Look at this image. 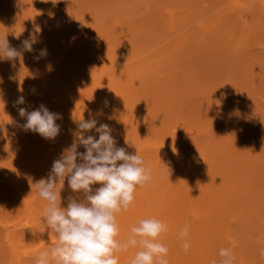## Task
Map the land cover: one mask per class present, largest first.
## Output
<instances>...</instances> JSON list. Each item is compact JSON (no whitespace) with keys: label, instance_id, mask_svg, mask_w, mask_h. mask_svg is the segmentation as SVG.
I'll return each mask as SVG.
<instances>
[{"label":"rangeland","instance_id":"obj_1","mask_svg":"<svg viewBox=\"0 0 264 264\" xmlns=\"http://www.w3.org/2000/svg\"><path fill=\"white\" fill-rule=\"evenodd\" d=\"M3 37L22 58L0 59V264L55 244L34 183L90 113L151 169L116 214L119 241L154 217L169 264H220L222 248L264 264V0H0ZM40 104L62 116L53 141L19 126L18 108Z\"/></svg>","mask_w":264,"mask_h":264},{"label":"clouds","instance_id":"obj_2","mask_svg":"<svg viewBox=\"0 0 264 264\" xmlns=\"http://www.w3.org/2000/svg\"><path fill=\"white\" fill-rule=\"evenodd\" d=\"M34 43L30 35L22 41L23 49L33 51ZM46 55V49H42L37 59ZM17 58H22V52L12 47L6 37L0 38V59ZM15 103L24 104V96H19ZM18 113L25 121L19 126L26 132L50 141L61 132L56 123L62 119L61 114L50 111L44 104L31 111L19 107ZM74 124L75 128L70 130L72 142L52 161L47 176L34 183L38 196L47 201L42 218L57 237L51 248L39 252L34 264H119L116 253L130 247L138 250L128 264H169V249L161 242L167 225L154 217L140 219L125 241L117 239L120 229L116 214L129 208L138 186L150 183L151 169L145 167L138 151L133 154L126 147H118L112 127L98 123L91 113L88 119H75ZM92 130L98 138L88 134ZM65 181L75 195L62 198ZM95 185L98 187L94 188ZM63 200L66 206H62ZM180 236H189L187 226ZM182 247L187 252L190 243L186 240ZM219 255L220 264H233L231 249L222 248ZM260 255L264 257V248Z\"/></svg>","mask_w":264,"mask_h":264}]
</instances>
